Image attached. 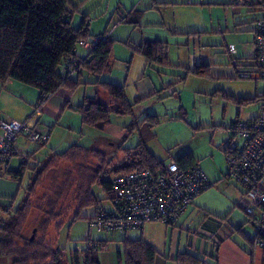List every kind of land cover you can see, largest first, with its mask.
I'll list each match as a JSON object with an SVG mask.
<instances>
[{"label": "rangeland", "instance_id": "1", "mask_svg": "<svg viewBox=\"0 0 264 264\" xmlns=\"http://www.w3.org/2000/svg\"><path fill=\"white\" fill-rule=\"evenodd\" d=\"M245 6L230 0L223 10L199 12L202 15L194 23L174 20L171 11L165 14L161 24L140 27L143 37H148L149 40L159 38L160 41L154 42L164 46L167 64L163 65L146 66L145 58L132 50L126 37L113 38L115 41L110 68L99 79L124 87L125 97L131 104L130 111H112L110 122L96 127L83 124L76 111L66 108L60 127L56 128L50 140L41 147L42 151L37 158L41 161L51 151L50 148L61 152L77 145L90 151L81 159L75 160V164L66 160L56 161L59 170L49 172L29 200L31 207L26 216L27 221L14 238L15 250L22 251L23 256L27 255L31 264L42 262V246L47 240V234L42 230L40 219L49 210L61 219L67 217L77 202L78 176L98 170L99 167L109 170L99 180L93 179L90 191L96 198H105L100 181L111 179L116 174L115 171L122 169L127 161H132L134 152H126L128 149L141 145L151 157L161 163L190 153L206 173L221 175L226 172L224 142L227 135L223 131L229 126L230 120L237 117V113L240 119L247 120L257 115L261 107L260 101L245 104H238L236 101L254 99L258 91L264 89V85L257 80L238 77L230 62L222 59L225 48L230 44L236 46L238 54L241 52V55H246L244 57L253 55L250 30L254 19L259 17V12H250ZM232 14L235 16L236 26L238 23L242 24V33L234 31L238 26H235L231 18ZM204 29L210 35L202 32ZM193 32L198 33L199 38L193 37ZM129 42L134 43L132 39ZM248 61L247 58L241 59L244 63ZM200 64L208 65L209 73H194L193 67ZM81 79L85 84L73 91L72 101L75 103H80L84 96L96 93L92 84L97 79L96 75L84 71ZM168 87L171 88L170 91H167ZM101 99L106 101L103 94ZM102 156L105 161H102ZM17 160L19 157L13 158L8 168L15 167ZM0 177L3 178L2 185L14 180L4 169L0 172ZM26 182L27 176L23 186ZM22 196L23 189H20L12 203L8 199V204L0 207V216L5 218L10 206L17 207ZM94 214L92 207H81L79 218L66 219L56 231L54 227L50 230L47 244L50 242L49 246H54L56 242L63 253L62 263L71 264L70 253L75 249H85L87 238L103 241L105 245L99 247L98 251L99 263L126 264L123 244L125 236L92 225L91 217ZM33 227L36 230L32 234ZM152 232L159 234V227L154 226ZM31 235L34 236V242L27 244L26 240ZM8 258L13 260L15 256ZM155 264L177 262L162 257Z\"/></svg>", "mask_w": 264, "mask_h": 264}, {"label": "trees", "instance_id": "2", "mask_svg": "<svg viewBox=\"0 0 264 264\" xmlns=\"http://www.w3.org/2000/svg\"><path fill=\"white\" fill-rule=\"evenodd\" d=\"M249 4L261 6V1L249 0L247 5ZM76 10L70 4V0H0V83L3 84L8 79H12L35 88L38 91V101L34 108L36 112L41 110L44 102L48 99V94L53 95L62 87L73 92L81 84H85L81 79L84 71L96 75L97 79L92 82L95 86V95L84 96L83 100L76 105H69L66 102L65 106L76 111L83 124L102 127L110 122L112 111L125 113L130 111L131 104L128 103L125 97L122 85L99 79V76L108 71L111 65L110 56L115 39L110 38V34L107 39L95 42L85 57H81L76 53L77 44H80L81 41L90 42L95 37L89 34L86 20H82L77 28L71 26V20ZM131 12V14L121 18L120 22L136 26L139 11L132 10ZM128 44L133 51L145 58L146 66L167 64L165 48L158 42L143 40L139 44H131L128 41ZM70 57L77 58V63L71 76L64 79L62 77ZM237 57L240 58L238 55ZM193 72L198 75H206L209 73V66L206 64L194 66ZM102 94L106 97V101H102ZM250 101H260V108L264 107V95L257 94L254 99H239L236 102L245 104ZM237 118H239L238 113ZM231 123L232 120H230ZM45 142L39 144L43 145ZM88 151L90 150H84L77 145H73L61 152L51 151L36 163H31L29 156H26L16 170L6 171L7 174L18 181L19 190L23 189V196L17 207L12 208L10 206L11 208L6 217L2 218L0 216V254L6 257L15 256L12 264H31L29 262L31 259L27 255L23 256L22 251L15 250L14 238L19 228L22 225L24 226L27 221L26 216L31 207L29 200L32 198L33 192L45 181V178L50 174L49 172L59 170L56 161L66 160L75 164L82 156L87 155L85 153ZM129 151L134 152L132 161L126 159V165L115 171L114 176L141 169L154 171L165 164L157 162L141 145L131 150L128 149L126 152ZM224 152L226 154V148H224ZM101 159L102 161L106 160H104V156ZM73 160L74 162H72ZM170 160L175 161L182 169H187L193 164H199L190 153H185L176 159ZM108 170L106 167H99L98 170L89 171L85 175L78 176L79 194L76 197L77 202L75 208L71 210L67 217L61 219L59 215L55 216L56 214L49 210L40 219L42 230L47 234V240L42 246L44 248V258L42 262H36V264H63V253L56 242H54V246H49L50 242L47 244L49 232L53 227L56 231L66 219L79 218V211L81 207L85 206L94 209L95 214L91 217L93 222L98 210L109 206L113 200L110 182L114 176L111 179L100 181V185L106 194L105 198H96L90 191V183L93 179L99 180V177L107 173ZM26 176L27 182L23 186ZM175 222H168V224H174ZM35 230L36 228L33 227L32 234ZM31 236L26 240L27 244H33L34 236L30 239ZM86 240L87 246L85 249H75L70 253L71 264H100L98 251L99 247L105 245L104 242L92 241L88 238ZM123 244L126 264H154L157 251L142 238L127 239L124 237ZM261 257L260 264H264V249L261 251ZM44 260L47 262L45 263ZM199 261L201 259H192L184 254L176 258V262L188 264H197ZM253 264H256V261H253Z\"/></svg>", "mask_w": 264, "mask_h": 264}, {"label": "crops", "instance_id": "3", "mask_svg": "<svg viewBox=\"0 0 264 264\" xmlns=\"http://www.w3.org/2000/svg\"><path fill=\"white\" fill-rule=\"evenodd\" d=\"M229 1L70 0L72 7L77 9L72 17L71 26L77 28L82 20H86L91 36L108 32L110 38L126 37L125 40L132 39L134 41L132 44H139L143 40H149L148 37H143L140 27L161 24L166 13L172 11L171 17L174 20L194 23L204 10H208L209 13L215 9L223 10ZM260 1L261 6L244 4L248 11L259 12L257 19L264 16V0ZM132 10L139 11L137 25L120 22V19L131 14ZM231 18L236 26L233 14ZM257 19H254V24ZM241 25L238 23V27L236 26L234 31L242 33ZM204 30L202 32L210 35L208 34L210 32ZM250 31L252 34L251 43L253 44L254 25ZM191 35L199 38L198 33L193 32ZM156 39L149 41H160L159 38ZM79 45L82 52H80L79 47H76L75 51L79 56L85 57L91 47ZM241 54L239 52L237 55L242 59L249 58ZM222 57V59L227 60L224 54ZM170 89L168 87L167 91ZM73 93L65 87L58 89L44 102L41 110L35 112L38 91L29 85L8 79L5 83H0V116L5 120H26L33 116V121L38 129L48 134V140H50L56 128L60 127V120L67 108L66 102L69 105L79 103L72 101ZM42 146L44 144L30 143L21 136L18 141L19 152L13 156V158L19 157V160L14 163L15 167L8 168L13 159L11 158L4 172L16 170L26 156H29L31 163L39 162L37 156L42 151ZM50 150L55 152L53 148ZM194 159L196 160L195 157ZM2 170L0 167V172ZM206 174L212 185L196 196L192 204L185 209L174 224L156 221L146 222L139 229L129 230L124 235L125 238H142L155 248L157 254L154 264L160 261L162 257L176 262V258L182 254L190 256L192 259H205L208 264H253V261L260 264L261 251L264 248L257 245L258 233L251 216L244 213L241 208V186L228 179L226 172L221 173V175L215 174V172ZM9 176L11 177V175ZM2 179L0 177V207L6 206L8 199L12 203L19 191V184L16 179L13 178L14 180H10L5 185H2ZM154 226L159 227V234L152 232ZM0 264H12V260L6 256H0Z\"/></svg>", "mask_w": 264, "mask_h": 264}, {"label": "built area", "instance_id": "4", "mask_svg": "<svg viewBox=\"0 0 264 264\" xmlns=\"http://www.w3.org/2000/svg\"><path fill=\"white\" fill-rule=\"evenodd\" d=\"M235 1L238 5L249 2ZM108 36L109 33L97 35L90 42L81 41L80 44L91 47ZM252 45L253 55L247 58V63L237 57L238 51L233 44L225 48L224 55L238 77L254 79L264 85V16L255 21ZM76 63L77 58L68 59L62 78L71 76ZM258 95H264V89L259 90ZM50 96L47 95L48 98ZM223 133L229 136L225 140L227 177L242 187L241 208L251 216L258 233L257 245L264 248V107L250 119H232ZM21 136L32 143L48 140V134L38 129L33 116L26 120H5L0 116L2 169L19 152L18 141ZM110 183L113 200L109 206L98 210L92 225L123 235L128 230L138 229L145 222H175L196 196L211 185L199 164L182 169L173 160L154 171L141 169L118 174ZM197 264L208 263L201 259Z\"/></svg>", "mask_w": 264, "mask_h": 264}, {"label": "water", "instance_id": "5", "mask_svg": "<svg viewBox=\"0 0 264 264\" xmlns=\"http://www.w3.org/2000/svg\"><path fill=\"white\" fill-rule=\"evenodd\" d=\"M33 238V235L31 236V238L30 239H32Z\"/></svg>", "mask_w": 264, "mask_h": 264}]
</instances>
